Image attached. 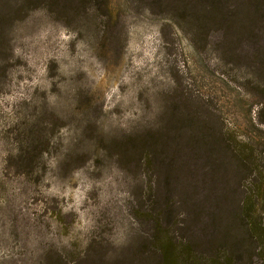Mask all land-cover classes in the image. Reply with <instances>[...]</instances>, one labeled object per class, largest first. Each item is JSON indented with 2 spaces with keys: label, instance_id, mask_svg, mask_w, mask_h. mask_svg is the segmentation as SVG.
Returning <instances> with one entry per match:
<instances>
[{
  "label": "rangeland",
  "instance_id": "374dc122",
  "mask_svg": "<svg viewBox=\"0 0 264 264\" xmlns=\"http://www.w3.org/2000/svg\"><path fill=\"white\" fill-rule=\"evenodd\" d=\"M263 207L264 4L0 0V264H264Z\"/></svg>",
  "mask_w": 264,
  "mask_h": 264
},
{
  "label": "trees",
  "instance_id": "16d2710c",
  "mask_svg": "<svg viewBox=\"0 0 264 264\" xmlns=\"http://www.w3.org/2000/svg\"><path fill=\"white\" fill-rule=\"evenodd\" d=\"M255 5H261L264 4V0H253ZM264 208V207H263ZM242 227L246 229V237L250 242V246L252 247V251L257 252H264V241H259V238L256 237L254 232L249 230L248 225L246 224V221H242ZM258 230V228L255 229V231ZM261 239V238H260ZM220 246H215L213 251L209 254L208 257H201L197 256L196 254L193 253H179L178 257L174 256L173 261L175 264L181 262V264H223V258L221 255L225 252L221 251ZM231 257L230 259L232 262H235L234 260V253L231 252ZM254 259V258H253Z\"/></svg>",
  "mask_w": 264,
  "mask_h": 264
}]
</instances>
